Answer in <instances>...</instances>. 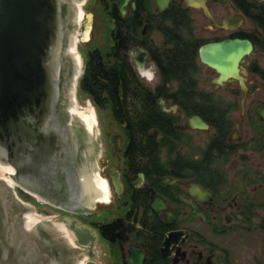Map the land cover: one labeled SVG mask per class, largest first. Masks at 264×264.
Here are the masks:
<instances>
[{"label":"flooded vegetation","instance_id":"af4514ba","mask_svg":"<svg viewBox=\"0 0 264 264\" xmlns=\"http://www.w3.org/2000/svg\"><path fill=\"white\" fill-rule=\"evenodd\" d=\"M192 1L168 0L160 11L157 0H85V71L91 64L125 66L132 80L153 90L154 110L145 125L136 114L124 121L111 108L99 110L102 127L93 129V151L86 126L66 110V158L57 167L54 198L21 184L11 189L0 178L23 204L26 230L25 199L45 204L49 226L72 219L86 228L84 242L93 241V249L75 236L67 248L45 225L36 227V240L56 255L52 264L57 256L59 264H130L132 249L144 253L141 264H264V0H198L199 8ZM170 16H183L201 40L252 43V54L240 63L246 93L235 78L215 83L219 74L201 62L200 47L198 69L179 79L197 87L181 92L177 81L162 76L157 53L161 26ZM195 16L208 21L210 38L196 35ZM201 65L217 74L214 90L229 91L203 90ZM85 71L80 90L91 99L82 88ZM121 97L131 104L140 95ZM200 120L206 128L198 126ZM89 171L106 183L107 198L84 205L83 173Z\"/></svg>","mask_w":264,"mask_h":264},{"label":"water","instance_id":"95a60500","mask_svg":"<svg viewBox=\"0 0 264 264\" xmlns=\"http://www.w3.org/2000/svg\"><path fill=\"white\" fill-rule=\"evenodd\" d=\"M167 3L157 0L160 11ZM191 5L203 6L198 0ZM71 16L72 0H0V161L9 165L17 183L53 198L57 167L66 158L68 143L63 114L67 110L79 121L72 64L65 58ZM252 52L249 40L227 39L203 45L200 60L219 74L215 83L224 85L235 78L246 93L240 63ZM260 114L264 119V110ZM198 126L207 124L200 120ZM83 179L80 200L85 204L90 194L88 172ZM24 211L0 181V264H52L56 255L24 228ZM67 226L81 246L93 249V241L84 242L85 227L72 219H67ZM169 244L168 237L164 257ZM144 256L132 249L129 262L141 264Z\"/></svg>","mask_w":264,"mask_h":264},{"label":"trees","instance_id":"16d2710c","mask_svg":"<svg viewBox=\"0 0 264 264\" xmlns=\"http://www.w3.org/2000/svg\"><path fill=\"white\" fill-rule=\"evenodd\" d=\"M161 28L165 39L164 43L160 45L161 47L158 48L157 55L163 63L162 76L165 75L164 77L167 79L177 81L181 92H185L186 88L190 92L197 85L185 84L179 79L187 77L193 68L198 69L196 63L199 61L197 60L199 47L210 40L197 38L193 34L192 27L188 28L184 22L183 16H170L165 19ZM103 59L105 60V58ZM116 59L119 62L123 61L121 58ZM101 61L99 60V62ZM128 75L125 66L97 67L91 64L86 70L82 88L93 94L94 97L91 96V99L98 110L111 108L117 113V117L123 118L124 121L130 117L134 118L136 114L139 117L138 121L140 119L139 123L145 125L154 110V106L151 104L152 99L149 96L154 94L153 90L145 84L138 83L135 79L132 80L131 75ZM124 93L138 94L140 97L133 98V102L129 104L128 98L121 97V94ZM137 101L140 104H136ZM132 122L136 123V121Z\"/></svg>","mask_w":264,"mask_h":264},{"label":"bare ground","instance_id":"6f19581e","mask_svg":"<svg viewBox=\"0 0 264 264\" xmlns=\"http://www.w3.org/2000/svg\"><path fill=\"white\" fill-rule=\"evenodd\" d=\"M85 0H72V7H73V16H71L73 26H78L80 22L85 18V7H84ZM78 36L73 33L72 30L68 33L67 38V46L65 50V58L66 61L72 64V72H73V80H74V87H76L77 81L79 80L82 71H83V61L78 51ZM76 95V90H75ZM76 103H77V111H78V119L79 122L86 126L89 137L91 141V150L93 151V129L97 124L96 121V114L93 109L89 107V109L85 110L78 106V100L76 96ZM89 188L90 194L85 202L84 205H88L89 202L92 200H103L107 198L106 190L107 185L104 181L99 178H96L92 171H89ZM0 178L8 184L11 189H13L16 185V181L12 176L11 170L9 165L0 161ZM28 210L25 212V227L31 233H33L38 225H44L42 218H37V214L35 215L34 212L30 209V207L26 206ZM49 232L57 241L63 240V243H67L72 245L71 243H75L74 236L77 238L76 234L66 225V224H54L47 227ZM78 240V239H77ZM90 261H82L77 262L76 264H88Z\"/></svg>","mask_w":264,"mask_h":264},{"label":"rangeland","instance_id":"374dc122","mask_svg":"<svg viewBox=\"0 0 264 264\" xmlns=\"http://www.w3.org/2000/svg\"><path fill=\"white\" fill-rule=\"evenodd\" d=\"M195 17H196V22H195L196 23V30H195L196 35L199 36V37H203L205 39L210 38L209 37L210 34L207 33L204 30L209 25L208 21L205 20L203 16H195ZM86 20H87V18L85 16L84 21L82 20L80 22V24H78V26H73V23H71V26H70V30H72L73 33L78 36V39H79V42H78V51L80 53V56L82 54L81 51L83 49H85V46H87L86 45L87 42L85 40H87L88 32L86 31V29L84 27V24L86 23ZM160 38H161V41H163V42H160V43H164L165 37L163 35H161ZM82 61H83V59H82ZM199 65H200V63H199ZM84 69H85V64H84V67H83L82 75L84 73ZM199 73L202 74V80H201L200 87L203 90H206L208 92H215L216 91L218 93H225V92H228L229 91L227 88H223V87H220L218 90H214V87H213V84H212V78H216L217 77V74L213 70L211 71V69H209L208 67H204L203 65H201L200 66ZM81 77L77 81V84H76V87H75L76 96H77V100H78V106L80 108H82V109H85V110L89 109V107H90L91 109H93V111H95L96 121L99 124V125L97 124V126H99V129H100L102 127V118H103L102 116L103 115L98 110L97 106L94 104V102L92 101V99H90L89 96H86L85 97V95L82 94V92L80 90V80H81ZM17 189L18 188L15 187V190H17ZM24 201L26 203H28L30 209L34 212V214L35 215L37 214L36 215L37 218H42V220H45L48 217L51 218L50 214L48 213L49 211L46 209L45 204H41V203H38L37 204V203H34L31 199H29V200H26L25 199ZM52 215L55 216V213H53ZM60 223H61V221H59V219H57V224H60ZM43 224L46 227L49 226L47 222H43ZM99 249L102 250L103 248L99 245ZM100 252H102V251H100ZM98 261L101 262L100 259H98Z\"/></svg>","mask_w":264,"mask_h":264}]
</instances>
